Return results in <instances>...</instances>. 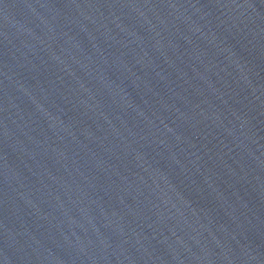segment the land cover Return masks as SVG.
I'll return each instance as SVG.
<instances>
[{
	"label": "water",
	"instance_id": "1",
	"mask_svg": "<svg viewBox=\"0 0 264 264\" xmlns=\"http://www.w3.org/2000/svg\"><path fill=\"white\" fill-rule=\"evenodd\" d=\"M0 264H264V117L178 0H0Z\"/></svg>",
	"mask_w": 264,
	"mask_h": 264
}]
</instances>
